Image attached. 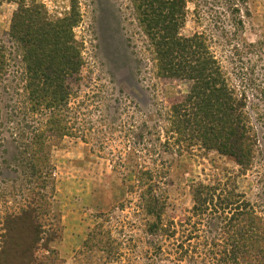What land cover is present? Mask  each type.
Wrapping results in <instances>:
<instances>
[{"label": "rangeland", "instance_id": "obj_1", "mask_svg": "<svg viewBox=\"0 0 264 264\" xmlns=\"http://www.w3.org/2000/svg\"><path fill=\"white\" fill-rule=\"evenodd\" d=\"M27 1L42 6L50 20L72 10L80 14L73 33L82 44L84 62L81 84L70 99V107L79 111L80 122H86L84 135L49 139L44 152L50 179L42 191L48 208L39 217V261L187 264L175 261L171 245L181 243L179 224L190 221L183 227L190 230L196 220L192 218L194 189L208 188L209 194L230 198L242 209L247 210L249 205L264 217V45L260 46L264 44V0H246L249 16L236 37L242 47H235L227 18L221 19L216 7L207 10L200 1L187 2L186 22L180 30L185 37L206 34L211 39L210 51L230 83L245 91L247 112L258 138L254 163L247 171L233 160L197 145L179 150L173 144L175 137L167 139L160 130L155 134L158 126L168 127L164 117L169 105L185 96L189 88L183 81L158 76L151 45L129 0ZM16 3L7 0L0 5V41L11 52L12 71H19L15 68L18 57L8 43L7 32ZM247 80L251 82L248 86ZM5 101L7 97L3 96ZM80 103L84 105L79 108ZM3 138L10 145L6 133ZM141 169L153 173L152 193L161 198L162 222H173L177 232L171 239L161 238V253L157 249L160 238L152 233L155 220L142 209L141 195L147 188L138 187L136 182ZM14 177L13 172L0 167V235L4 219L33 197L25 191L33 190V185L15 184L11 182ZM210 212L208 209L202 216ZM53 245H57V252ZM198 248L201 250L200 245Z\"/></svg>", "mask_w": 264, "mask_h": 264}, {"label": "trees", "instance_id": "obj_2", "mask_svg": "<svg viewBox=\"0 0 264 264\" xmlns=\"http://www.w3.org/2000/svg\"><path fill=\"white\" fill-rule=\"evenodd\" d=\"M5 1L0 0V5ZM14 1H17V9L7 36L18 57L15 68L19 67V71L11 70V52L0 41V167L14 173L11 182L33 185V190H25L33 197L16 214L4 219L0 264H43L36 254L42 240L39 217L41 211L44 213L48 208L46 195L42 193L50 179L44 158L47 142L73 133V136H82L86 123H81L79 111L70 107V99L81 84L84 64L82 44L73 33L80 14L72 10L62 18L50 20L43 7L35 2ZM129 1L151 45L158 76L183 81L189 88L185 96L169 105L164 117L168 127L156 124L155 134L160 130L167 139L175 137L173 144L179 150L197 145L233 160L241 170H250L258 138L247 112L249 102L245 91L230 83L210 51L211 39L206 34L189 37L180 34L186 22V4L192 0ZM195 1L202 2L207 10L216 7L220 18L226 17L231 25L230 35L235 39V47H242L236 37L244 30L243 20L249 16L246 0ZM245 83L248 86L251 82ZM3 96L7 101L3 102ZM7 124L9 128L5 127ZM5 133L10 145L3 138ZM139 138L142 141V134ZM154 179L150 170L137 172L138 187L147 188L141 195L142 209L155 220L151 225L152 233L160 238L157 249L161 253V238L171 239L177 232L173 222L169 225L162 222L161 198L152 193ZM209 191L208 188L193 191L195 216L192 218L196 220L190 230L183 228L189 226L190 221L179 224L181 243L171 245L175 261L264 264V217L249 205L247 210L242 209L234 200L221 199ZM214 200L218 203L213 204ZM208 209L210 214L202 216ZM199 226L204 230L199 231Z\"/></svg>", "mask_w": 264, "mask_h": 264}, {"label": "crops", "instance_id": "obj_3", "mask_svg": "<svg viewBox=\"0 0 264 264\" xmlns=\"http://www.w3.org/2000/svg\"><path fill=\"white\" fill-rule=\"evenodd\" d=\"M50 247H51V246H50ZM52 248L56 249V252H57V245H56V246H54V245H53V247H52Z\"/></svg>", "mask_w": 264, "mask_h": 264}]
</instances>
